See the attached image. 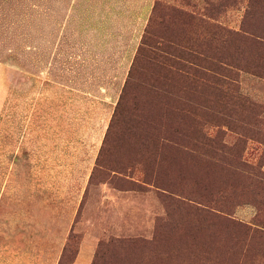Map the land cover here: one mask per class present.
<instances>
[{
  "label": "rangeland",
  "instance_id": "1",
  "mask_svg": "<svg viewBox=\"0 0 264 264\" xmlns=\"http://www.w3.org/2000/svg\"><path fill=\"white\" fill-rule=\"evenodd\" d=\"M0 182V264H264V0H0Z\"/></svg>",
  "mask_w": 264,
  "mask_h": 264
},
{
  "label": "crops",
  "instance_id": "2",
  "mask_svg": "<svg viewBox=\"0 0 264 264\" xmlns=\"http://www.w3.org/2000/svg\"><path fill=\"white\" fill-rule=\"evenodd\" d=\"M2 184L0 182V200L3 194V191L5 190L4 187H2ZM89 250L85 249L84 246L80 248V252H78V256L76 257L75 264H90V255Z\"/></svg>",
  "mask_w": 264,
  "mask_h": 264
},
{
  "label": "trees",
  "instance_id": "3",
  "mask_svg": "<svg viewBox=\"0 0 264 264\" xmlns=\"http://www.w3.org/2000/svg\"><path fill=\"white\" fill-rule=\"evenodd\" d=\"M195 73L197 74V75H200V72L199 71H195ZM119 107V104L117 105V108ZM137 150V149H136ZM160 150V149H159ZM176 204H178V205H180L181 203H177L176 202ZM177 205V206H178ZM68 246V245H67ZM68 247H71V245L70 246H68ZM68 247H66L65 249H64V252H63V254H62V260H64L65 259V251L69 254V255H71V256H73V258L75 257V255H77V251H76V248H75V250H72V249H67ZM71 261H73L72 259H71Z\"/></svg>",
  "mask_w": 264,
  "mask_h": 264
}]
</instances>
